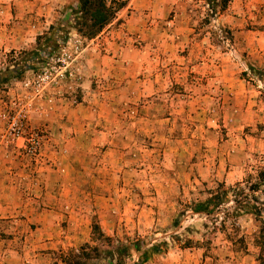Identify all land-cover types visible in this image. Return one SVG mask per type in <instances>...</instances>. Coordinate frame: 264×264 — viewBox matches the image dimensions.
Here are the masks:
<instances>
[{
  "label": "rangeland",
  "instance_id": "obj_1",
  "mask_svg": "<svg viewBox=\"0 0 264 264\" xmlns=\"http://www.w3.org/2000/svg\"><path fill=\"white\" fill-rule=\"evenodd\" d=\"M105 2L114 16L88 37L78 0H0V264H66L84 245L104 264L134 242L125 264H264V0ZM137 55L160 86L123 110L114 61ZM85 92L116 103L123 142L70 152ZM236 187L258 215L225 214ZM218 189V211L195 214Z\"/></svg>",
  "mask_w": 264,
  "mask_h": 264
},
{
  "label": "crops",
  "instance_id": "obj_2",
  "mask_svg": "<svg viewBox=\"0 0 264 264\" xmlns=\"http://www.w3.org/2000/svg\"><path fill=\"white\" fill-rule=\"evenodd\" d=\"M27 4V3H26ZM110 34V33H109ZM112 35V33H111ZM114 44V43H112ZM116 47L113 48L115 51ZM131 51L135 55L134 49L123 51V55ZM139 52V51H138ZM122 61V60H121ZM116 69H122L127 73H122L121 82L117 83V103L122 106L123 110H136L132 104L136 103L140 97L150 96L158 91L160 86L159 76L157 74H147L148 70H144L141 58L137 55L128 62L122 63L114 61ZM98 71L104 72L105 68L98 65ZM141 76V78H140ZM100 96H90L84 93L82 102L67 113L65 130L62 133L66 136L67 145L72 152L71 145L85 143L86 148L94 149L98 145H118L123 142L124 133L127 128L123 120L120 127H112L114 114H110L109 110H114L115 102H109ZM134 111H130V113ZM128 114V113H126ZM117 116V115H116ZM125 118V116H123ZM108 124V125H106ZM115 140V141H114ZM173 264V263H169ZM176 264H181L179 261Z\"/></svg>",
  "mask_w": 264,
  "mask_h": 264
},
{
  "label": "trees",
  "instance_id": "obj_3",
  "mask_svg": "<svg viewBox=\"0 0 264 264\" xmlns=\"http://www.w3.org/2000/svg\"><path fill=\"white\" fill-rule=\"evenodd\" d=\"M78 2V10L72 12L73 22L76 26H84L87 29L86 36L88 37L100 32L114 16L113 8L108 7L105 0H78ZM24 69L31 70V68L26 66H24ZM263 183L264 177L260 179L258 185H263ZM253 189L252 187H236L231 189L230 192L234 194V200H232L233 205L230 209L226 210L225 214L234 217L247 213L258 215L260 211H257L252 204L255 197L254 194L256 193ZM226 195V191L218 189L212 198L206 200L204 203L196 204L193 212L195 214L205 212L209 215L214 210L218 211L222 203L226 200ZM140 249V244L134 242L128 245L117 246L113 251H100L104 255L101 258V263L113 264L114 256L116 255L119 257L116 260V264H125V259L130 256V252H139ZM97 253L98 250L96 248L84 245L80 248L78 254L72 255L66 260V264H91V261L97 260Z\"/></svg>",
  "mask_w": 264,
  "mask_h": 264
},
{
  "label": "built area",
  "instance_id": "obj_4",
  "mask_svg": "<svg viewBox=\"0 0 264 264\" xmlns=\"http://www.w3.org/2000/svg\"><path fill=\"white\" fill-rule=\"evenodd\" d=\"M2 118L5 120L7 126L6 135H5L6 139L15 141L21 138L23 133H22V127L21 125H19L18 120L15 117H9L6 115H3ZM25 146L27 153L35 154L36 151L39 149L40 143L36 137L30 136L26 140Z\"/></svg>",
  "mask_w": 264,
  "mask_h": 264
}]
</instances>
